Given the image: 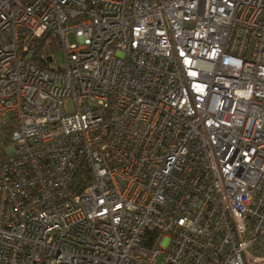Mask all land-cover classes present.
<instances>
[{
    "label": "built area",
    "instance_id": "built-area-1",
    "mask_svg": "<svg viewBox=\"0 0 264 264\" xmlns=\"http://www.w3.org/2000/svg\"><path fill=\"white\" fill-rule=\"evenodd\" d=\"M0 264H264V0H0Z\"/></svg>",
    "mask_w": 264,
    "mask_h": 264
},
{
    "label": "rangeland",
    "instance_id": "rangeland-1",
    "mask_svg": "<svg viewBox=\"0 0 264 264\" xmlns=\"http://www.w3.org/2000/svg\"><path fill=\"white\" fill-rule=\"evenodd\" d=\"M70 41H71L72 43L74 42V38H73V36H71ZM57 57H58V60H59V63H60V64H63V63L65 62V57H64V54H63V53H61V52L58 53ZM69 109L71 110L72 107L69 106Z\"/></svg>",
    "mask_w": 264,
    "mask_h": 264
}]
</instances>
